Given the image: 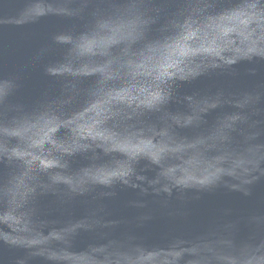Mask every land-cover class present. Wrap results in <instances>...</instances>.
I'll list each match as a JSON object with an SVG mask.
<instances>
[{
    "label": "water",
    "instance_id": "95a60500",
    "mask_svg": "<svg viewBox=\"0 0 264 264\" xmlns=\"http://www.w3.org/2000/svg\"><path fill=\"white\" fill-rule=\"evenodd\" d=\"M0 264H264V0H0Z\"/></svg>",
    "mask_w": 264,
    "mask_h": 264
}]
</instances>
